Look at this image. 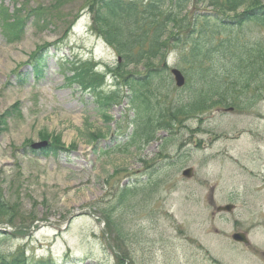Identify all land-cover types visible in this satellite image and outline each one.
I'll list each match as a JSON object with an SVG mask.
<instances>
[{
    "label": "rangeland",
    "instance_id": "1",
    "mask_svg": "<svg viewBox=\"0 0 264 264\" xmlns=\"http://www.w3.org/2000/svg\"><path fill=\"white\" fill-rule=\"evenodd\" d=\"M92 1L0 0V252L25 264H264V99L167 113L152 141L127 145L128 85L146 69L122 70L120 98L104 108L73 76L72 62H88L103 91L115 88L117 55ZM15 11L22 29L5 27ZM182 49L165 61L166 107L187 101L170 74L185 76Z\"/></svg>",
    "mask_w": 264,
    "mask_h": 264
},
{
    "label": "trees",
    "instance_id": "2",
    "mask_svg": "<svg viewBox=\"0 0 264 264\" xmlns=\"http://www.w3.org/2000/svg\"><path fill=\"white\" fill-rule=\"evenodd\" d=\"M96 1L93 21L100 25L105 42L120 59L108 69L116 79L115 88L103 91L104 84L95 81L99 71L88 70V62L75 65L73 76L82 86L95 90L98 103L104 108L120 98L117 84L122 70L129 66L146 69L145 73L131 74L140 77L133 81L137 86L128 85L127 104L134 114L135 129L127 145L152 141L167 113L172 117L198 111L201 106H224L238 100L249 104L264 99V0ZM203 3L205 8H196ZM22 24L15 11L13 21L5 27L18 25L22 29ZM244 24L259 28L258 37H246ZM45 47L40 46L30 55L35 57V72L40 71ZM178 47L183 48L179 55L185 64L183 88L188 90L187 101L166 107L160 100V81L169 52ZM196 97L200 102H196ZM0 211H7L1 202ZM15 255L9 261L0 252V264H25L18 258L22 254Z\"/></svg>",
    "mask_w": 264,
    "mask_h": 264
},
{
    "label": "water",
    "instance_id": "3",
    "mask_svg": "<svg viewBox=\"0 0 264 264\" xmlns=\"http://www.w3.org/2000/svg\"><path fill=\"white\" fill-rule=\"evenodd\" d=\"M171 73L173 75V78H174V81H175V85L178 86V87L182 86L184 84V77L181 74V72L178 69L174 68V69L171 70ZM190 171H191L190 168L186 169V170H184L182 172V174L184 176L188 177L190 175ZM231 208H232V205H225V206H222V207H218L217 210L229 211V210H231ZM232 238L234 240H236V241H241V242H244V243L247 242V240H246V238H245L243 233H235V234L232 235Z\"/></svg>",
    "mask_w": 264,
    "mask_h": 264
}]
</instances>
